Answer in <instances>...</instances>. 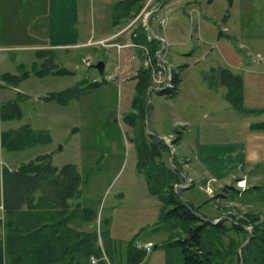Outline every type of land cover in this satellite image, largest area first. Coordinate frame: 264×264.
<instances>
[{
	"label": "crops",
	"instance_id": "obj_1",
	"mask_svg": "<svg viewBox=\"0 0 264 264\" xmlns=\"http://www.w3.org/2000/svg\"><path fill=\"white\" fill-rule=\"evenodd\" d=\"M128 1L0 0V165L2 171V199H4L3 172L7 169L9 172L18 170L24 164L37 160L40 156L49 157L46 161H50L52 165L59 169L66 165H73L78 168L76 164L58 161V156L51 147L54 145L56 147L58 143L62 142L59 138L55 139V135L64 134L70 129H78L75 124L78 125L79 114L77 113L70 118L67 109L75 101L77 102L82 94L83 89L78 86L79 83L70 88L54 90L48 92L47 95H43V97H38L37 104L42 111L44 110V113L42 115L40 113L37 117L29 111H24L23 105L32 97L29 90L33 89H29V87L33 78L37 77L42 81L49 75L60 77L73 74L65 67H63L64 70H60V64L58 63L73 60L70 58V51L88 50L96 46L93 42L107 38L111 40L113 38L114 43L128 45V38L130 37L131 41L137 43L135 40L136 33L142 32L143 34L142 26L132 25L130 28L128 27L134 22L132 21L133 14L136 12L134 2L138 4L141 0H134L129 5L127 4ZM164 1L144 0L143 8L151 6L153 13L149 20L150 29L154 34L165 39V43L159 39L154 40L151 42L150 48L152 52L155 47L157 51L163 50L164 59L171 64L175 74L179 76V92L174 97H167L156 90L151 82L148 92L146 124L148 126L150 113L153 114L154 122L153 128L147 127V133L164 140L169 136L176 137L178 136L177 133L181 132V140L175 146L182 145L185 140L183 132L163 130L165 122L160 106L154 105L153 100L150 103V100L154 95L157 96L159 99L158 104L162 100L166 101L171 106V115L174 117L180 116V113L185 111L178 104V101L183 99L185 84L181 74H185L190 70V60L193 59L196 53L201 56L196 61L207 60L210 57V63L205 66L203 72L205 74L204 86L200 87L212 99L223 93L226 103H229L230 107L236 111H241L245 109V106H248V109L260 113L255 117L258 129H251V126L245 131L246 138H231L233 131L231 132L230 129H222V127L218 128L210 124L204 130L203 126L199 127L196 121H192L193 125L197 127L192 146L189 150H184L186 152L183 151L178 155L181 163L187 161L184 166L191 168V172L186 176L182 172V176L186 177L188 183L193 181L196 184L200 181V183L207 184L211 181L215 188L219 190V193L223 190L222 194L227 198L232 194L243 198L245 193L252 191L251 195H254V192L261 187L260 184L264 182V71L246 60L242 49L247 47L243 40L256 46L255 43L257 42L255 40L259 39V35L255 33L256 30L261 29L259 16H261V12L264 13V4L262 5L260 0L257 2L254 0L249 2L248 0L250 10H243L247 11L248 16L253 18V22H255V25L248 27L243 23V16L242 19H239L236 15L239 9L236 7L237 0H166L163 6ZM166 11L169 13L170 18L166 28H162L160 20L164 15L160 19L157 16L160 13H166ZM123 23L127 24L126 29H130L131 35L122 36L121 24ZM246 29L251 31L248 32ZM144 37L145 34L141 38L144 39ZM195 39L198 40V43L194 47ZM204 39H207V41H204ZM234 40L237 41L236 47ZM200 41L209 45V50L206 53H204ZM105 48L113 51V54H117L121 62L118 66V75L115 73V70H117L115 68L108 79L111 77L113 81L118 78L119 86L125 94L120 113L123 115L132 134L131 143L135 152V166H137L134 130L129 121V115L137 113V110L133 107V100L138 79L135 77L134 80L127 81L124 78V72L135 66L138 71L143 68L141 58H134L133 56L134 60H132V54L136 50L130 46H125L121 50L116 46ZM168 48L173 49L172 54L176 56L177 62H179L176 66L177 69L165 57ZM20 50L34 53L35 58H29L30 61L21 60L17 57L14 59L8 53V51ZM215 51H219V54H216ZM257 53V56L262 59V53L260 51ZM84 55L86 64L91 65L89 51H85ZM256 61L261 60L257 59ZM209 78L217 79L218 84L216 86H219V89H214L209 85ZM105 80L107 81V79H104L102 83H106ZM117 89L118 87H114L112 83L114 98L117 95ZM69 90L72 94L69 98L65 96L50 97ZM188 91V95L184 96L188 98L187 107L195 111L194 117H191V119L199 120L201 118L199 111L202 110V106L198 107L196 105L202 103L203 100L197 98L199 92L194 86H189ZM191 103H193L192 106ZM232 108H226V112L219 115V117L227 113L232 115L234 111ZM209 113L212 116L216 112L211 110ZM217 117L214 116V118ZM179 120L175 122V126L188 125L190 122V120L183 118ZM262 126L263 128H261ZM38 136H42L45 143L43 141L41 143ZM168 161L171 165H174V159L168 157ZM199 169L202 170L201 173ZM78 170L80 172L79 168ZM244 179L247 184L250 183L248 189H241L236 185L238 180ZM178 186L186 187L185 184ZM181 187H178V189ZM210 198L212 199V197ZM218 200L220 201L219 198H217ZM156 205L160 206L161 202L158 204L156 201ZM80 219L84 221L82 217ZM92 232H95V230H92ZM115 234L113 233V237L116 236ZM148 242L154 243L153 240H148L140 247L145 249L144 246ZM108 245L109 250L112 251V234L108 238ZM146 252L150 251L146 250ZM127 258L123 263L113 259V263L126 264Z\"/></svg>",
	"mask_w": 264,
	"mask_h": 264
},
{
	"label": "rangeland",
	"instance_id": "obj_2",
	"mask_svg": "<svg viewBox=\"0 0 264 264\" xmlns=\"http://www.w3.org/2000/svg\"><path fill=\"white\" fill-rule=\"evenodd\" d=\"M143 1L144 0L139 1L138 4L134 2V7L137 12L133 14L134 18H132V21L137 20L134 25H141V28H144L143 30H145L147 34L144 24L149 23L150 16H146V14L152 10L151 6L146 8L142 7L139 10L140 6H144ZM254 1L257 2L259 0ZM236 2L238 3L236 4V7L239 8L238 14L236 13L237 17L242 19L241 17L243 16V23L245 26L251 27L255 25L253 18L249 17L247 11H245L250 10V0L249 2L248 0H237ZM260 2L262 5L264 4V0H260ZM246 4L247 6H245ZM165 14V12L160 13L157 18L160 19ZM167 15L169 19L170 16L168 12ZM259 18L261 19V29L259 31L256 30L255 33L259 35V39L255 40L257 42L255 43L256 46H253L249 41L243 40V43H245L247 47L243 48L242 52L246 60L251 62L253 66L255 65L264 71L263 12H261ZM167 24L164 27L160 22L162 28H166ZM126 26L127 24L125 23L121 24L122 36L132 34L130 33V29H126ZM246 31L250 32L251 30L246 29ZM99 41L100 40L93 42L96 46L91 47L88 50L79 49L70 51V58L73 60L70 59L68 62H58L60 64V70H64L63 67H65L73 72L72 75H62L60 77L49 75L42 81L37 79V77L33 78L31 86L29 87V89H33L29 90L31 91L30 94L32 97L28 99L26 104L24 103L23 110L31 112L36 117L40 113L42 115L44 110L42 111L37 104L38 97H43V95H47L48 92L54 90L70 88L79 83L78 86L83 89L82 94L78 98V101H75V103L70 105L67 109L70 113V118L77 113L79 114L78 125L75 124L78 129H70L64 134L55 135V139L59 138L62 142L58 143L56 147L54 145L51 148H53V151L58 156V161L72 163L78 166L82 177V195L79 203L85 208H90L97 214L98 218L95 221L89 222L85 220L82 221L80 217L76 216L71 221L70 226L83 232H92V230H95L99 236L98 241L95 243V249L103 252V259L106 261H108V255L112 257V259H115V261L123 263L130 254L132 245L141 248V244L148 240H153L156 246L152 251L147 253L144 258L145 261L142 264H183L181 247L178 244L173 243V241L174 238H183L184 233L180 227L174 230L173 226L176 223L175 220L164 218L161 213L162 204L160 206L156 205V201L159 204L160 200L151 194L144 176L139 175L137 172L135 166V152L131 143L132 134L123 115L120 113L125 98V94L119 86L120 82L118 78H116L113 81L111 79L98 86L94 85L95 80L101 82L104 79H108V76L112 75L115 68L117 69L115 70V73L118 75V66L121 64L119 56L113 54V51L107 50V48H105L107 46L103 47V45L101 46V44L97 43ZM204 41H207V39H204ZM112 42L113 39H110L108 44H112ZM128 42L129 44L134 43L130 40V37L128 38ZM234 42L236 47L237 41L234 40ZM197 43L198 40L195 39L194 47L197 46ZM129 44L119 45L125 47L129 46ZM200 44L205 51L204 53H206L207 50H209V45L202 41H200ZM108 47L115 46L110 45ZM123 47L120 48V50L123 49ZM85 51H89L91 55V65H87L86 61H84ZM172 51V48H168L165 57L170 63L175 65L174 68L177 69L176 66L179 62H177L176 56L172 54ZM258 51L262 53V59L257 56ZM239 52L241 51L239 50ZM8 53L14 59L17 57L21 60L30 61L28 60L29 58H35L33 55L34 53H29L27 51H8ZM215 53L219 54V51H215ZM135 55V53L132 54V60H134L133 56ZM157 56H159V54ZM151 57L152 59L154 58L153 53H151ZM199 57H201L199 56V53H196L193 59L190 60V70L185 74H181L185 80V84L183 88V99L179 100L178 104L181 105L185 111H182L180 116L178 115L174 117L171 115V106H169L166 101L162 100L160 101L161 103L158 104L159 99L157 96L154 95L150 100V103H152L153 100L154 105L160 106L161 113L164 116L163 121L165 122L163 130H167L168 132L182 131L185 135L184 142L181 146L177 147L173 143L177 136H169L164 139L171 148L169 158H175L179 162L184 176L189 175L188 173L191 172V168L184 166L187 161L181 163L178 155L183 153L184 150H189L192 146L193 139L197 132V127L193 125L192 121H196L199 127L203 126L204 130L207 128V125L212 124L218 128L222 127V129L225 128L230 129L231 132L233 131L230 136L231 138H246L245 131H247L248 128L252 126L251 129H258L255 117L260 115V113L255 111L256 114L254 110L248 109V106H245V109H242L241 111H236L230 107L229 103H226L223 93L212 99L210 95L200 87L204 86L203 80L205 74L203 72L205 66L210 63V57L207 60L196 61ZM256 58L261 61L257 62ZM101 61L106 64V70L103 75L93 67ZM170 69L175 76L172 66H170ZM29 70L32 71L30 68ZM137 71L136 66L132 67L129 71L124 72V78L127 81L134 80ZM112 83L114 87H118L115 98L112 95ZM217 84V79L209 78V85L214 89H219V86H216ZM165 85L166 84H164V87ZM189 86H194L198 89L199 93L197 98L203 100L202 103L196 105L198 107L202 106V110L199 111L201 117L199 120H195V118L191 119V117H194L195 111L192 108L187 107L188 98L184 97L189 93ZM163 89V87H158L157 90L161 91ZM18 99L20 100L19 97ZM192 105L193 103H191V106ZM226 108H232V110H234L232 115L227 113L219 117V115L226 112ZM211 110L216 112L215 115H210L209 111ZM214 116H218L219 118H214ZM180 118L191 120L188 125L175 126V122ZM153 122V114L150 113V116L148 117V126L153 128ZM261 128H263V126ZM42 139V136H38V140H40L41 143L43 141ZM199 171L201 173L202 170L199 169ZM184 176V182L182 184H185L186 187L179 188L183 189V199L185 201H192L196 206H201L200 211L208 214L211 218H217V221L221 216L228 219L235 217L238 220H251L248 218V215L255 213L261 217V221L264 220V182L260 184L261 187L254 192V195H251L252 191L245 193L243 198L236 196V194H232L227 198L222 195L223 190L219 193V190L215 188L211 181L207 184L204 182L200 183L198 180V183L196 184L193 181L188 183ZM1 178L2 171L0 165V239L3 240L4 251L5 254H7L8 250H5V246L8 245L5 240V234L7 233V213L5 212L1 196ZM239 182H241V186H244V189H248L250 186V183L247 184L245 179L238 180L236 185H238ZM191 186H193V188ZM219 195L220 201H217ZM210 197H212V199ZM73 203L75 202L73 201ZM231 222L232 220H228V224H231ZM247 229L250 232L253 230L252 226H247ZM113 233H116V236L113 237ZM111 234L112 251L109 250L108 245V238ZM242 239L243 238L241 237L240 240L242 241ZM127 261L125 263H127Z\"/></svg>",
	"mask_w": 264,
	"mask_h": 264
},
{
	"label": "trees",
	"instance_id": "obj_3",
	"mask_svg": "<svg viewBox=\"0 0 264 264\" xmlns=\"http://www.w3.org/2000/svg\"><path fill=\"white\" fill-rule=\"evenodd\" d=\"M132 2L134 0H129L127 4ZM143 34L145 40L141 38ZM143 34H136L137 43L150 46L156 40L149 41L145 30ZM156 52L155 47L152 52L155 61L158 60ZM136 77L133 107L137 113L129 115L134 130L136 168L144 176L151 194L160 200L164 218L175 220L174 230L180 227L184 233L183 238H174L173 241L181 247L183 264H241V260L242 264H264V220L261 221L259 215L249 214L251 220L221 216L216 222L217 218L200 211L201 206L181 200L183 189H178L177 185L184 180L179 162L174 158V165H171L168 161L170 146L163 139L147 133L151 73L143 67ZM101 84L94 83L95 86ZM179 84V76L175 74L172 87L160 92L174 97L179 92ZM71 95L69 90L50 97L69 98ZM177 135L174 144L181 140V132ZM47 158L40 156L18 170L3 172V206L7 213L5 240L8 244L5 250L8 252L5 254L0 239V264H91L93 255L100 259L99 264H115L110 256L107 255L106 261L103 252L95 249L99 239L97 232H83L70 226L76 216L89 222L98 218L90 208L79 203L82 177L78 168L66 165L59 169L46 161ZM228 220H232L231 224ZM247 226H252V232ZM146 255L145 249L132 245L126 264H141Z\"/></svg>",
	"mask_w": 264,
	"mask_h": 264
},
{
	"label": "built area",
	"instance_id": "obj_4",
	"mask_svg": "<svg viewBox=\"0 0 264 264\" xmlns=\"http://www.w3.org/2000/svg\"><path fill=\"white\" fill-rule=\"evenodd\" d=\"M153 11H150L146 14V16H152ZM167 20H168V15L167 12L166 14L161 18V24L165 27V25L167 24ZM137 21V20H136ZM134 21L132 23V25L135 24ZM132 25H130L128 28H130ZM156 39H159L161 42L165 43V39L162 37H159L155 34ZM113 39V38H112ZM110 41V39H105V40H100L99 44L103 45V46H116L119 49L122 48L123 46H120L118 43H114L112 42V44H108V42ZM130 47H132L134 50H136L135 52V56L134 58H141V66L144 67L146 70H149L152 76V82H153V87L157 90L158 87H163L164 84H166V81H168V73H170V64L164 59L163 57V50L161 51H157L156 54H159V61H152V58H149V51H151V49L149 48L148 45L143 44V43H133V44H129ZM139 51H138V50ZM113 78H109L107 79L108 81L111 80ZM102 82V81H101ZM94 83H100L99 80H95ZM241 182L238 183V187L241 189H244V186H241ZM154 243L153 242H148L147 244H145L144 248L147 251H151L154 247ZM99 258H97L95 255L90 257V263L91 264H99Z\"/></svg>",
	"mask_w": 264,
	"mask_h": 264
},
{
	"label": "bare ground",
	"instance_id": "obj_5",
	"mask_svg": "<svg viewBox=\"0 0 264 264\" xmlns=\"http://www.w3.org/2000/svg\"><path fill=\"white\" fill-rule=\"evenodd\" d=\"M147 22V21H146ZM144 27L146 28V30H147V37H148V40L150 41V40H152V39H156V37H155V34L152 32V30L150 29V26H149V23H145L144 24ZM151 51H149V58H152L151 57V53H150ZM158 55V54H157ZM156 55V57H157V61H159V56H157ZM152 61H155V58H153L152 59ZM172 84H173V73L171 72V69H170V73H168V81H166V85H165V87L163 86V88L164 89H166V88H169V87H172ZM160 91V90H159ZM161 91H163V90H161Z\"/></svg>",
	"mask_w": 264,
	"mask_h": 264
},
{
	"label": "water",
	"instance_id": "obj_6",
	"mask_svg": "<svg viewBox=\"0 0 264 264\" xmlns=\"http://www.w3.org/2000/svg\"><path fill=\"white\" fill-rule=\"evenodd\" d=\"M165 3H166V0L163 2V6L165 5ZM93 67H95L99 72H100V74H104V72H105V68H106V64H105V62H103V61H101V62H99L97 65H95V66H93ZM159 136V135H158ZM178 187H181V186H178ZM181 197V200L182 201H184L185 202V200L183 199V197L182 196H180ZM198 214V213H197ZM198 216H200L202 219H206L203 215H201V214H198ZM218 222V221H217ZM213 223H216V222H213ZM249 242V240L243 245V246H245L247 243ZM241 259H243V252L241 251ZM242 262H243V260H241V264H242Z\"/></svg>",
	"mask_w": 264,
	"mask_h": 264
}]
</instances>
